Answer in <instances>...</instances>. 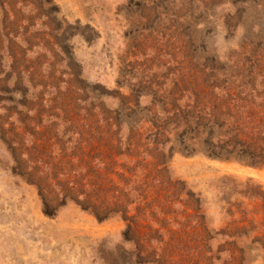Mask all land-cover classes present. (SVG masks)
<instances>
[{
    "label": "trees",
    "instance_id": "16d2710c",
    "mask_svg": "<svg viewBox=\"0 0 264 264\" xmlns=\"http://www.w3.org/2000/svg\"><path fill=\"white\" fill-rule=\"evenodd\" d=\"M0 1L12 60L0 79V141L12 175L36 190L44 215L72 205L98 222L121 220L117 264L264 262L260 185L218 179L213 204L227 221L216 227L213 204L171 171L176 155L264 167V102L256 104L251 84L264 50L244 40L222 59L214 40L219 28L235 36L252 5L264 18V0L178 5L168 36L175 60L166 64L182 71L173 86L148 74L142 53L144 33L169 15L161 19L154 1L140 0L150 15L126 38L113 89L87 81L75 57L76 37L94 41L89 25L69 23L53 0H33L31 9L24 0ZM224 3L233 13H220Z\"/></svg>",
    "mask_w": 264,
    "mask_h": 264
},
{
    "label": "rangeland",
    "instance_id": "374dc122",
    "mask_svg": "<svg viewBox=\"0 0 264 264\" xmlns=\"http://www.w3.org/2000/svg\"><path fill=\"white\" fill-rule=\"evenodd\" d=\"M53 1L69 23L80 21L82 26L89 25L95 31L94 34L86 32V35L94 38L90 45L80 37L73 41L75 57L82 67L83 77L90 83H100L113 89L118 69L123 65L121 57L125 55L126 38L132 35L137 18L144 23L149 18L150 11L143 8L140 0ZM152 1L157 11L162 12L161 19L166 16L167 11L169 20L161 23L162 25H155L153 29L157 27V30L144 33L146 41L142 53L148 60V74L162 75L160 81L173 86L174 79H179L182 71L166 65L167 61L175 60V52L168 40V36L174 31L170 21L176 19L177 6L186 4L189 0ZM32 2L33 0L23 1L29 9ZM252 6L235 36H225V31L221 28L214 35L218 54L222 59L232 56L239 48V43L244 40L252 43L253 50H264V18H259ZM219 11L226 16L233 13L234 8L229 3H224ZM3 21L0 1V72H3L0 79L4 78L5 71L12 63L7 57L9 41L3 35ZM207 34L209 38V31ZM261 60V66L255 70L257 74L251 82L255 88L257 105L264 102V56ZM141 102L145 104L147 100L143 99ZM0 104L5 105V102ZM12 166L11 155L0 141V264H117L116 253L123 245L121 234L124 223L121 220L98 222L72 205L63 207L55 216L48 217L42 212L36 190L23 183L18 176H13ZM171 171L174 177L186 181L194 192H203L201 197L206 205L213 204L214 199L220 195L218 189L221 183L218 179L222 177L237 181L251 178L264 190V167L209 160L202 156L185 158L176 155ZM231 191L233 190L229 192ZM230 195L231 199L247 203L253 209L254 202L249 203L242 194L237 197L235 193ZM209 212L213 226L220 227L226 223L227 218L219 214V208L215 204ZM260 218L257 215V219ZM252 264L264 262L257 259Z\"/></svg>",
    "mask_w": 264,
    "mask_h": 264
}]
</instances>
